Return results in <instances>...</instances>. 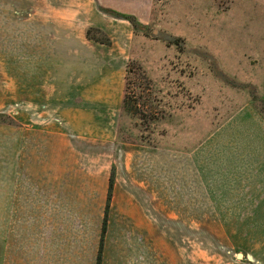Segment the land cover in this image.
<instances>
[{
    "label": "rangeland",
    "instance_id": "rangeland-1",
    "mask_svg": "<svg viewBox=\"0 0 264 264\" xmlns=\"http://www.w3.org/2000/svg\"><path fill=\"white\" fill-rule=\"evenodd\" d=\"M54 2L0 0V117L17 122L0 123V264H95L112 167L102 264H264V177L235 191L229 160L231 117L249 104L264 119V0L98 5L137 23L111 142L28 125L29 57L65 34L30 14ZM205 139L204 164L192 153Z\"/></svg>",
    "mask_w": 264,
    "mask_h": 264
},
{
    "label": "crops",
    "instance_id": "crops-1",
    "mask_svg": "<svg viewBox=\"0 0 264 264\" xmlns=\"http://www.w3.org/2000/svg\"><path fill=\"white\" fill-rule=\"evenodd\" d=\"M114 1L53 0L54 9L34 8L31 12L30 15L33 16L38 13L41 15L42 11L53 13L54 24L49 20L37 22L32 19L31 22L40 27L53 25L49 27V32L60 31L65 34L54 36L44 56L40 55L38 59L29 57V62L33 59L31 64H39L38 78H30L24 83L23 90L24 95L39 97L38 103L34 97L27 100L25 111L30 128H46L56 131L52 132L55 134L58 128H65L75 138H83V134H86L85 138L93 142H111V138L114 140L111 129L115 124L111 118L114 117L113 121L116 123L122 112L128 60L126 50L129 49L134 34L128 21L108 16L99 10L98 5L101 4L106 7L120 5L119 0ZM140 3L141 8H149L151 0H140ZM90 27L104 30L112 42L111 46L87 40L85 34ZM80 48L86 50L83 53L85 58L81 59L88 62L84 67L85 72L78 75L75 64L77 49ZM260 98L264 101V75L260 84ZM230 123L231 183L233 189L239 191L235 187V184L239 185V177L252 178L253 183L258 177H264V119L247 104L231 117ZM206 144L207 139L196 148L197 154L192 153L204 164L207 160L203 150ZM172 156L175 157V154ZM170 165L173 166L171 159ZM215 179L218 182V176Z\"/></svg>",
    "mask_w": 264,
    "mask_h": 264
},
{
    "label": "trees",
    "instance_id": "trees-1",
    "mask_svg": "<svg viewBox=\"0 0 264 264\" xmlns=\"http://www.w3.org/2000/svg\"><path fill=\"white\" fill-rule=\"evenodd\" d=\"M100 10L103 11L104 13L111 14L114 17L116 16V17H119L120 19H124V20L128 21L132 25L134 31L136 30L137 23L135 22L133 17L119 15V14H117L111 10L105 9V8H100ZM85 36H86L87 40L93 41L97 44H101L104 46H111L110 38L100 28H96V27L88 28ZM133 75H134V70L132 69V66L128 65L127 70H126V77H131ZM121 109L125 110V111H128V109H129V103L126 100L125 93H123ZM259 112L264 118V103H263V106L259 109ZM0 123H4L6 125H15L14 119H9V117H2V118L0 117ZM114 182H115V171H114V168L112 167L110 174H109V178H108L107 195H106V201H105V206H104V211H103V220H102V226H101L99 247H98V251H97L95 264H102V252H103V245H104V237H105V234L107 231V220H108L110 201H111V197H112Z\"/></svg>",
    "mask_w": 264,
    "mask_h": 264
},
{
    "label": "water",
    "instance_id": "water-1",
    "mask_svg": "<svg viewBox=\"0 0 264 264\" xmlns=\"http://www.w3.org/2000/svg\"><path fill=\"white\" fill-rule=\"evenodd\" d=\"M242 257V254H238V258H241Z\"/></svg>",
    "mask_w": 264,
    "mask_h": 264
}]
</instances>
